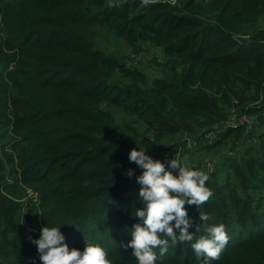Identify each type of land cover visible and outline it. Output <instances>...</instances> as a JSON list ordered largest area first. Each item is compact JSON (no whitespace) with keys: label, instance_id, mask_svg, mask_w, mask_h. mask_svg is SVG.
I'll use <instances>...</instances> for the list:
<instances>
[{"label":"trees","instance_id":"16d2710c","mask_svg":"<svg viewBox=\"0 0 264 264\" xmlns=\"http://www.w3.org/2000/svg\"><path fill=\"white\" fill-rule=\"evenodd\" d=\"M141 137L208 173L185 207L190 232L225 225L211 264H264V0H0V264H42L46 222L136 264ZM202 259L183 243L157 264Z\"/></svg>","mask_w":264,"mask_h":264},{"label":"clouds","instance_id":"9594fccd","mask_svg":"<svg viewBox=\"0 0 264 264\" xmlns=\"http://www.w3.org/2000/svg\"><path fill=\"white\" fill-rule=\"evenodd\" d=\"M142 138L135 140L136 147L128 152L129 161L140 170L135 179L140 185L137 199L142 206H134V212L131 211L132 217L136 218V222L126 228L131 239L120 247L132 249L136 264H157L170 245L189 243L197 257L203 256L201 264H211L220 257L229 240L225 225L205 223L210 220V215L200 212L203 224L190 232L194 221L185 207L194 204L199 210L210 199L212 191L206 185L208 173L202 168L189 166L177 153L172 158L166 157V162L153 158L148 152L153 143L149 139L148 143H142ZM170 169L177 171L174 174ZM134 174V169L126 170L127 176ZM62 225L68 223L49 226L46 222L39 237L31 240L42 264H113L108 249L99 243L87 242L83 250L70 249L61 231ZM201 226L204 234L194 239Z\"/></svg>","mask_w":264,"mask_h":264},{"label":"built area","instance_id":"2783aa9c","mask_svg":"<svg viewBox=\"0 0 264 264\" xmlns=\"http://www.w3.org/2000/svg\"><path fill=\"white\" fill-rule=\"evenodd\" d=\"M242 121H244L245 123H249V119L248 118H244Z\"/></svg>","mask_w":264,"mask_h":264},{"label":"bare ground","instance_id":"6f19581e","mask_svg":"<svg viewBox=\"0 0 264 264\" xmlns=\"http://www.w3.org/2000/svg\"><path fill=\"white\" fill-rule=\"evenodd\" d=\"M213 35V34H212ZM262 44V43H261ZM258 46V45H257ZM248 47V46H247ZM254 47H256V46H254ZM257 48V47H256ZM251 49V48H250ZM248 51V50H247ZM243 52V51H242ZM244 53V52H243ZM185 98V97H184ZM185 100V99H184ZM231 163V162H230ZM262 233V232H261Z\"/></svg>","mask_w":264,"mask_h":264}]
</instances>
